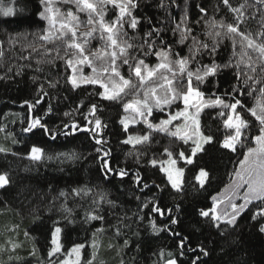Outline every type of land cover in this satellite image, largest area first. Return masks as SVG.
<instances>
[{
  "label": "trees",
  "instance_id": "trees-1",
  "mask_svg": "<svg viewBox=\"0 0 264 264\" xmlns=\"http://www.w3.org/2000/svg\"><path fill=\"white\" fill-rule=\"evenodd\" d=\"M164 2L171 4L167 10L159 6L161 0H139V7L134 14L140 18V24L136 30L129 29V34L135 32L143 39L144 33L151 28L163 29L160 33L163 40L172 45L173 50L179 52L181 56L188 55L191 41L189 39L185 44H179V32L173 35L172 30L183 16L188 17V24L193 29L192 35L209 44L211 38L205 33L211 29L207 27L206 21L214 16L216 20L232 22L234 16L221 0H175L174 3H171V0H164ZM230 3L233 7H239L245 0H230ZM254 3L255 0H247L248 5ZM15 5V15L10 17L0 15V40L4 42V55L0 58V77H3L0 79V127L6 129L0 132V145L10 149L7 153H0V173L7 172L10 180L9 185L0 189V264H37L38 258L44 263L47 262L55 227L62 229L60 240L64 252L75 244L85 245L82 264H85L86 259L90 258L94 251L96 255L94 264H121V261L124 264H165L169 252L176 256L178 264H192L197 256L200 257L197 264H264V233L259 231V222L251 220L250 211H246L238 219V227L235 230L227 232L216 229L207 218L199 215L201 210L213 207L212 197L219 194L232 181L233 173L243 159L241 153L246 151V147L239 149L238 146L237 152H231L215 142L222 143L224 136L233 131L224 127V118L217 115L220 109L206 108L200 115L201 130L206 134L210 131L214 141L211 145H205V152L197 153L193 157L192 164L178 160V166L184 168L182 190L179 192L172 189L158 163L159 160L168 159L163 149L170 141L173 158H176L177 148L185 151L186 156L190 155L192 145L184 144L183 141L164 133H155L147 144H122L121 142L129 135H144L147 128L144 122H138L128 126L125 131L120 124L125 115L121 104L104 101L99 105L100 110L96 115L107 125L102 131L101 138L107 141L104 147L111 148V164L124 167L129 172V177L123 180L119 177L108 179L103 177L95 152V147L99 145H95L87 134L59 135L53 141L39 132L35 135L22 132L24 125L21 120L28 115V105L24 104V101L34 102L39 98L41 85L48 96L33 109L32 114L43 115L51 103L54 112L46 120L50 127L60 125L61 121L70 123L71 119L64 117L63 113L72 112L81 104L87 105L89 93L103 89H99V85H82L81 88L73 90L71 85L65 82L66 78L72 75V69L67 68L64 61L57 60L52 65L37 64L38 60L44 59L43 50L23 49L21 45H26L35 34H43L42 30L47 27L46 22L37 15L43 5L39 0H15ZM198 6L205 8L207 15L201 13ZM253 11L252 7L243 9L248 28L255 32L259 27L257 21L260 19V13L257 12L255 19H248ZM111 16L110 9L106 19ZM197 20H200L199 24L195 23ZM81 28H85L84 31ZM241 29H244V25H241ZM88 30L89 27L85 23H80L79 32ZM9 36L16 38L14 46L10 44ZM96 43L91 41L92 47L90 49L91 45H88L89 51L99 49L98 47L95 49L93 44ZM198 59L201 65L210 63V58L206 55ZM229 59H234L230 41L224 40L215 53V61L219 65H224ZM157 62L158 59L154 56L146 59L150 66ZM196 66L192 63L189 68L194 71ZM9 68L12 69L11 72L8 71ZM126 69L127 66H124L121 71L127 78ZM17 71L20 72L19 75L16 74ZM235 71L234 67L223 68L218 71L215 78L209 77L201 85L205 99H208L212 92L221 95L225 90H231V87L237 84ZM83 74L91 73L84 69ZM133 80L135 82L134 77ZM50 81L59 83L56 88H52L49 85ZM193 83L195 84V79ZM95 99L98 101L100 98L96 96ZM126 99L130 100L132 97ZM241 99L248 107L255 106L256 101L253 98L245 95ZM177 105L176 108L182 106L180 102ZM161 116L160 113H154L150 120L157 122ZM75 118L81 120L79 113L75 114ZM252 131L255 133L254 128ZM9 133L18 143H12ZM33 145L44 148L46 153L54 158L51 161L31 162L27 156ZM130 151L135 153V157L127 155ZM73 152L80 158L75 160L62 156L56 158L59 153ZM137 157L140 160L138 164L135 162ZM151 158L158 160L156 166L148 162ZM201 168L209 173L203 187H200L197 179ZM137 172L150 183L155 181L163 191L153 186L151 191L146 189L141 192L130 179ZM84 186L93 190L90 195L82 198L73 193L74 188ZM61 190L68 193L66 201L64 197H59ZM101 191L108 194V199L115 201L116 207L103 204L101 214L104 220L86 221L85 212L89 210L93 196ZM53 197L58 198L53 201ZM153 197L161 208L173 209L171 219H176L177 224L171 225L167 214L160 217L156 213H150L148 209L139 207L141 201ZM64 203L72 210L74 223H68L62 218L59 206ZM53 204L56 207H52ZM134 214H142L144 219L140 220L138 215ZM37 215L39 219L34 218ZM125 216L128 218L121 222ZM153 218L157 225L169 224L172 231L153 234L149 227V221ZM116 226L121 229L120 235L116 234ZM101 228L104 231L98 232L97 230ZM173 232L180 233V236L173 235ZM94 234L96 249L92 247ZM181 236L187 237L186 249L195 251H185L182 256L178 254ZM13 244L19 246L13 248ZM201 246L208 251L207 256L199 252ZM33 250L36 251V256L31 254ZM161 252L165 255H159Z\"/></svg>",
  "mask_w": 264,
  "mask_h": 264
},
{
  "label": "snow or ice",
  "instance_id": "snow-or-ice-1",
  "mask_svg": "<svg viewBox=\"0 0 264 264\" xmlns=\"http://www.w3.org/2000/svg\"><path fill=\"white\" fill-rule=\"evenodd\" d=\"M14 2L15 0H9V3L5 4L4 0H0V15L4 17L15 15L16 9L12 6ZM174 2L175 0H171V3ZM39 3L43 5V8L37 15L46 22L47 27L42 30L43 34H35L31 41L21 47L23 49L31 48L33 51L43 50L44 59L38 60L37 64L52 65L57 60L64 61L66 67L72 69V75L68 76L65 82L69 83L73 90L81 88L82 85H99V89H103V91L97 89L93 93H89L90 99L87 105L81 104L72 112H64L63 116L69 117L70 123L61 121L60 125L50 127L46 120L54 112L51 103L48 104L43 115L32 114L33 109H36L42 103L43 98L48 96L41 85L39 98L34 102L24 101V104L28 105V115L21 120L24 125L22 132L33 135L39 132L53 141L59 135L87 134L95 145H99V147H95V152L103 177L105 179L119 177L123 180V178L129 177V172L124 167L111 164V148L104 147L107 141L101 138L102 131L107 125L96 115L100 110L99 105L104 101L121 104L125 113L130 109L136 113V117L131 122H139L137 118H143L147 128L144 135H129L121 142L122 144H133L134 142L135 144H147L155 133L167 134L169 137L183 141L184 144L192 141L190 155L186 156L185 151L177 148L176 158H173L170 141L169 145L163 149L168 159L159 160L160 170L167 174V181L171 184L172 189L179 192L182 190L184 168H177V162L183 160L186 164H192V157L197 153L205 152V145L213 143V134L210 131L206 134L201 130L200 115L206 108H218L220 111L217 115L224 118V127L233 131L224 136L222 143L215 142L221 148L231 152H237L245 147L246 151L241 153L243 159L239 162V168L233 173L235 180L225 189V193L220 199H217L216 196L212 197L213 203L217 207L227 201L225 208L218 211L217 207H212L209 210H201L199 215L207 218L216 229L227 232L235 230L238 227V219L246 211H250L251 220L258 221L259 231L264 233V0H255L252 5H248L245 0V3L239 7H233L230 0H221V3L234 16L232 22H225L223 19L216 20L214 16L206 21V25L211 31H207L205 35L211 38V44L192 35L193 29L188 24V17L183 16L172 31L173 35L179 32V44L183 45L189 39L191 41L188 46V55L184 56L174 51L173 46L163 40L160 35L163 29L153 27L144 33L143 39L138 37L135 32L132 35L129 34V29L136 30L140 24V18L134 14L139 7V0H39ZM64 5L74 6L75 12L71 7L62 12L61 8ZM256 5L260 7L257 8ZM109 6H111L112 16L106 19ZM159 6L167 10L171 4L161 0ZM245 7L254 9L248 19H255L257 12L260 13V19L257 21L259 27L255 32L247 26L243 12ZM199 11L207 15L205 8L199 7ZM80 13L86 14V26H90L88 31L82 33L79 32ZM148 22L151 23L150 20ZM195 23L199 24L200 20ZM241 25H244L243 30ZM92 40L100 41L99 49L89 51L88 45ZM224 40L230 41L234 59H229L226 64L219 65L215 61V53ZM9 42L14 46L17 40L9 36ZM3 43L0 40V58L4 55ZM48 45L53 47L49 48ZM61 49H63V54H61ZM205 55L210 58V63L201 65L198 57L202 58ZM149 56L156 57L158 62L150 66L146 63ZM192 63L197 65L194 71L189 68ZM242 65L243 68H241ZM83 66L91 68L90 75L83 74ZM124 66H127V78L121 71ZM228 67L236 69L234 75L237 84H234L231 90H225L221 95L212 92L209 98L205 99V92L201 90V85L209 77L215 78L218 71ZM8 71L11 72L12 69L9 68ZM16 74L19 75L20 72L17 71ZM2 78L0 77V79ZM194 79L195 84L193 83ZM58 83L59 81H50L49 85L56 88ZM157 89H162V93L158 94ZM245 95L256 101L255 106L248 107L243 103L241 97ZM96 96L100 98L98 101L95 99ZM127 97H132V99H126ZM181 100L184 107L180 110L170 111L168 118L161 120L158 125L147 121V117L152 115L154 108L163 112L165 106L171 109L173 104ZM76 113H79L81 120L75 118ZM181 118H183V124L173 125L174 121ZM128 122V116H124L120 120L125 131L128 129ZM169 125H173L174 130ZM253 128L255 133L252 131ZM5 130V127H0V132ZM8 136L11 137L13 144L18 143L11 133ZM9 151L10 149L0 145V153ZM127 155L135 157V153L131 151ZM61 156L73 160L80 158L75 152L59 153L56 158L59 159ZM27 158L31 162L39 163L43 160L51 161L54 157L47 154L44 148L33 145L30 147ZM135 162L140 163L138 157ZM148 162L152 166H156L158 160L151 158ZM165 164L169 167H165ZM208 176V171L201 168L197 176L200 187L204 186ZM130 179L141 192L146 189L151 191L153 186L163 191L160 185L155 184V181L150 183L139 172L132 175ZM9 184L8 173H0V189H4ZM72 191L76 196L83 198L90 195L93 190L84 186L74 188ZM67 196L68 193L65 191L59 192V197H64L65 201ZM107 197L108 194L103 191L93 196L90 208L85 212L86 221H103L104 216L101 214L103 204L110 205L112 208L116 207L115 201ZM57 198L53 197L52 199L55 201ZM137 199L139 200L140 197ZM237 201H241V203H237ZM52 207H56V205L53 204ZM139 207L148 209L150 213H156L160 217L167 214L171 225L178 223L176 219H171L173 209L161 208L155 197L141 201ZM178 207L177 205L176 208L178 209ZM59 209L63 219L68 223H74L72 210L67 207L66 203L61 204ZM134 215H138L140 220L144 219L142 214ZM34 218L39 219V216ZM127 218L125 216L121 222ZM149 227L156 235L161 231H172L169 224L157 225L154 218L149 221ZM115 230L117 235L121 234V229L118 226ZM61 231L60 227H55L54 237ZM97 231L103 232L104 229L101 228ZM25 235L27 236L28 233L26 232ZM173 235L180 236V233L173 232ZM186 240L187 237L181 236L178 243V254L181 256L185 254V251H195V249H186ZM53 244L55 247L47 254V264H81L83 259L81 250L85 248L83 243L75 244L67 254L69 256L72 253L76 254L74 262H70L66 258L52 260V257L63 251L62 245L56 239H53ZM18 246L13 244V248ZM96 246L94 234L93 249H96ZM199 252L203 256L209 254L203 246L199 248ZM31 254L36 256V251L33 250ZM159 255L163 256L165 253L161 252ZM167 255L169 258L165 264H178L173 253L169 252ZM95 259L94 251L93 255L86 259L85 264H94ZM199 260L200 257L197 256L192 264H197ZM37 264H44V261L38 258ZM121 264L124 262L121 261Z\"/></svg>",
  "mask_w": 264,
  "mask_h": 264
},
{
  "label": "rangeland",
  "instance_id": "rangeland-1",
  "mask_svg": "<svg viewBox=\"0 0 264 264\" xmlns=\"http://www.w3.org/2000/svg\"><path fill=\"white\" fill-rule=\"evenodd\" d=\"M5 4H8L9 3V1H5L4 2ZM12 6L16 9V5H15V2H14V4H12ZM69 7H71L72 8V10H73V12H75V7L74 6H71V5H64L62 8H61V11L62 12H64V11H66ZM111 9V6H109V10ZM79 17H80V22L81 23H85L86 24V20H87V16H86V14H84V13H80L79 14ZM88 27H90V26H88ZM81 29H83V28H81ZM85 29V28H84ZM84 29H83V31H84ZM97 42L96 44H93L94 46H95V49L98 47V48H100V41L99 40H92V42ZM91 46H90V49H91V47H92V44H90ZM84 69H87V71H89L90 73H91V68H89V67H87V66H83V70ZM157 91H158V94H160V93H162V89H157ZM179 102L181 103V105L182 106H180L179 108H176L175 106L177 105V104H179ZM184 107V105H183V102H182V100L181 101H177L176 102V104H173L172 105V108L170 109V108H168V106H165V110L163 111V112H160V111H158L157 109H153V113H152V115L151 116H153V114L154 113H160L162 116V119H161V117H159L158 118V121L161 119V120H163V119H167L168 118V116H169V112L170 111H174V110H180V109H182ZM190 111H191V109H190ZM124 116H128L129 117V122H128V126H131V125H135L136 123H138V122H131L132 121V119L134 118V117H136V113H134L131 109L127 112V113H125V115ZM151 116H148L147 117V121L148 122H150V123H153V124H156L157 122H155L154 120H150V117ZM138 120H139V122H144V119L143 118H137ZM160 122H158V124H159ZM157 124V125H158ZM175 124H183V118H181L180 120H177V121H174L173 122V125H175ZM173 125H169V127L170 128H172L173 130H174V128H173ZM135 143V142H134ZM188 143H190L191 145H192V141L190 140ZM193 146V145H192ZM191 146V147H192ZM192 159H193V157H192ZM185 162V161H184ZM158 165H160L159 163H158ZM165 167H169V165H167V164H165L164 165ZM176 167L177 168H179V166H178V164L176 165ZM239 168V166L237 167V169ZM236 169V170H237ZM165 173V172H164ZM166 174V173H165ZM166 176H167V174H166ZM206 180V179H205ZM235 180V177H234V175H233V177H232V181L228 184V185H226L224 188H223V190L219 193V194H217L216 195V197H217V199H220L221 198V196H222V194H224L225 193V189L226 188H228V186L233 182ZM182 181H183V176H182ZM199 181V180H198ZM200 182V181H199ZM237 203H241V201H237ZM225 204H227V201H225V203L224 204H220L218 207L216 206V205H213V207H217V210L218 211H221V210H223L224 208H225ZM55 232V231H54ZM53 239H56L60 244H61V240H60V233L58 234V235H56L55 237H54V235L52 236V248L53 247H55V244H53ZM63 249V248H62ZM70 250L71 249H69V250H67L66 252H64V250L62 251V253H60V254H58L57 256H54V257H52L51 259L52 260H57V259H68L70 262H74L75 261V259H76V254L75 253H72L70 256L69 255H67L68 254V252H70ZM81 253H82V257H83V249L81 250ZM17 261H19V260H17ZM82 262H83V259L81 260V264H82ZM44 264H47V262H45Z\"/></svg>",
  "mask_w": 264,
  "mask_h": 264
}]
</instances>
